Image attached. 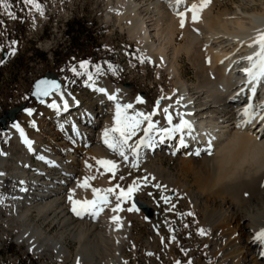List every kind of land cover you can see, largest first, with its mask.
I'll return each instance as SVG.
<instances>
[{"label": "bare ground", "instance_id": "obj_1", "mask_svg": "<svg viewBox=\"0 0 264 264\" xmlns=\"http://www.w3.org/2000/svg\"><path fill=\"white\" fill-rule=\"evenodd\" d=\"M167 1L109 0L106 14L107 22L126 30L145 56L160 67L158 71H165L175 81V88L160 103L158 111L139 102L141 99L136 98L134 102L125 99L127 91L121 86L95 81L89 83L94 85L95 92H103L101 88L106 92L95 102L79 100L78 95L62 86L40 102L45 105L41 116L45 115L48 123L40 125L37 119L41 116H36V131L50 132L53 126L43 127L55 123L57 130L64 135L69 133L74 148L66 145L67 140L52 137L53 134L49 138L54 146L49 147L43 139L46 135L31 136L23 127L19 126L18 130L6 126L7 137H14L16 145L8 153L0 154V173H3L0 175V206L8 209L7 229L15 233V244L35 258L54 259L65 264H126L124 250L132 239L133 225L122 211L112 210L117 205L112 195L108 194L110 202L100 205L102 210L96 216L82 211L81 204L76 205L81 215H76L72 209L73 201H93L105 195L103 190L111 188L103 185L97 176L85 181L87 164L79 160L77 154L82 153L90 164L100 159L115 161L123 170L122 165L127 162L104 143V133L117 127V105L125 109L132 104L131 109L122 112V122L125 116H135L138 112L147 115L149 109V114L155 111L154 116H157V126L150 133L152 146L142 145L138 156L130 157L132 162L153 157L148 169L153 181H161L169 190H186L187 185L181 184V179L167 169L161 159L169 156L177 160L180 155L184 156L177 173L186 171L187 176H192V185L197 189L196 200L208 211L209 231L215 228L217 232L223 227L231 230V235L238 240V243H226L219 256L221 264H229L232 257L237 258L232 264H264V240L256 239L264 231V120L261 119L264 116V86L258 88L251 104L250 112L255 114L251 123H245L249 117L244 115L251 94L243 92V87L249 84L243 71L250 67L246 57L257 49L249 45L264 32V6L261 10L250 11L238 5L233 11L224 5V0H212L202 12L199 23H193L188 12L185 26L181 28L178 12L193 3L199 4L200 0H182L180 4L176 0H169V4ZM178 38L184 43L176 47ZM182 57L196 69L197 83H189L184 77L179 64ZM109 96L116 99H109ZM53 104L56 107L50 106ZM165 107L172 116L171 124L165 118ZM68 112L72 119L56 120ZM182 120L191 124L190 132L184 129L167 135L162 131L171 130ZM205 123H208L205 128L197 129ZM114 134L110 132L111 136ZM181 139L187 147H181ZM197 151L199 155H195ZM35 159L41 162L39 172L33 167ZM10 161L13 162L11 167ZM13 182L19 183V188L3 196L2 190L5 186H9L7 189L14 186ZM93 189L101 191L94 195ZM137 205L142 211V208L149 210L139 201ZM217 213L216 225L211 220ZM114 217L119 221H114ZM53 228L56 232L51 234ZM214 237H209L210 245H216L218 240L226 242L221 233ZM68 243L75 245L74 254L67 247ZM243 251L247 257L240 255Z\"/></svg>", "mask_w": 264, "mask_h": 264}, {"label": "rangeland", "instance_id": "obj_2", "mask_svg": "<svg viewBox=\"0 0 264 264\" xmlns=\"http://www.w3.org/2000/svg\"><path fill=\"white\" fill-rule=\"evenodd\" d=\"M4 2L8 3L9 7L4 9L0 5V21L3 22L0 24V119L7 111L24 106V109L15 115L14 124L7 122V128L19 125L31 136L46 135L47 137L43 139L49 147L54 146L51 137L49 138L50 134H53L52 137L67 140L66 145L74 148V144L70 143L72 138L68 137L69 133L64 135L57 130L55 123L43 127L45 129L53 126L54 129L50 132L35 129L37 120L40 121V125L47 124L48 121L45 115L41 116L45 105L31 98L32 86L36 80L47 73L56 74L62 88L78 95L79 100L95 102L99 97L105 96V91L96 93L94 85H90V82H112L126 89L125 99L134 102L136 98H139L143 101L142 103L157 111L159 110L157 102L160 105L166 95L175 88L173 85L175 81L173 79L172 81L165 71H158L160 67L145 56L142 48L126 30L123 31L114 23L107 22L109 0H38L43 8V15L23 5L21 0H4ZM167 3L169 4V0ZM224 5H228L229 9L233 8V11L238 5L253 11L261 10L264 0H224ZM8 12H14L17 18L13 19ZM81 31L84 35L80 34ZM85 32L90 33L92 39L90 42L85 38ZM72 38H78V40H72ZM13 41L15 44L12 43ZM183 43L178 38L176 47ZM13 50L15 55H12ZM3 52L5 57L1 59ZM81 63L86 64V69L80 67ZM179 64L189 83H197V71L185 57L179 60ZM97 67L101 69V73L96 72ZM89 75L92 76L91 80ZM29 110L32 111V115H28ZM149 111L150 109L146 111L147 115ZM68 113L56 120L72 119L71 112ZM39 115L41 117L36 120V116ZM156 118L157 116L153 115L152 120L155 124ZM147 123L145 121L142 125L144 128H140L129 140V144L134 145L137 139L144 137ZM7 128L5 131L0 128V154L8 153L16 145L14 137H7ZM54 131L56 133H53ZM113 136L118 137L116 133ZM159 144L163 147L162 142ZM62 151L63 148H61ZM125 151L128 160L124 163L125 165H122L124 171H121L119 167L115 177L104 167H100L96 160L90 164L82 153L77 154L76 157L79 160L83 159L87 164L85 166L87 172L83 177L85 181H89L87 178L97 176L106 187L116 189V185H119L120 188L127 189L134 182L139 186L134 196L123 203L115 199V196L119 195L120 188L116 190L118 194L116 191L114 195L110 194L111 198L117 201L113 203H120L122 213L133 225L132 239L124 250L126 264H221L222 249L230 242L238 243V240H235L236 236L231 235V230L227 231L223 227L217 232L215 228L212 232L209 231L206 220L208 213L196 200L197 189L192 185L194 182L192 176H187L186 171L177 173L185 157L180 155L177 160H171L169 156L161 158L164 166L181 179V184L187 185L186 190L179 188L169 190L161 181L156 179L153 181L149 173L148 169L154 160L153 157H143L142 161L133 163L130 150ZM9 164L11 167L13 162L10 161ZM133 164L136 167L133 168ZM33 165L35 171L39 172L37 170L40 169L38 165H41V162L35 159ZM111 180L112 184H110ZM19 186V183H15L9 189H7L9 186H5L6 189L2 190L3 196L12 194L11 189L19 188ZM243 196L245 193L241 195L242 198ZM165 198L168 202H165ZM138 201L148 207L152 214L143 212L137 205ZM133 203L136 204L138 211L130 212L127 209L131 208ZM215 215L211 220L213 223L216 222L214 219L218 218V213L217 217ZM9 218L8 209L0 206V264H65L58 263L54 259L35 258L26 252L24 247L17 246L15 233L7 229ZM201 230L204 231V235L200 234ZM55 232L56 229L53 228L50 233ZM217 233H221L226 242L220 243L218 240L219 243L217 242L216 245H210L209 239ZM67 247L74 254L75 245L68 243ZM243 252L240 255L247 257ZM230 259H227V262ZM236 259L232 257L231 260L235 262ZM232 262L229 261V264Z\"/></svg>", "mask_w": 264, "mask_h": 264}, {"label": "snow or ice", "instance_id": "obj_3", "mask_svg": "<svg viewBox=\"0 0 264 264\" xmlns=\"http://www.w3.org/2000/svg\"><path fill=\"white\" fill-rule=\"evenodd\" d=\"M177 4L182 3V0H176ZM21 3L25 6H29L31 9H34L36 12H39L41 15H43V8L41 4L38 2V0H21ZM212 4V0H200L199 4L193 3L190 7L186 8L182 12H178V15L180 16V27L183 28L185 26L186 22V14L188 12L191 13V20L193 23H199L201 20V14L202 12L207 9L210 5ZM0 5L4 9H7L9 7V4L4 2V0H0ZM8 15L11 16L13 19H16V15L14 12H8ZM3 22L0 21V24ZM15 44V41L12 42ZM249 47H256L258 50L253 54L249 55L246 57V59L250 63V67L244 69L243 71L248 77V82L249 84H252L251 92L252 95H256L257 91V85L259 82L264 79V32H260L253 40V43L249 45ZM12 55H15V51L13 50ZM141 62L143 63V59H141ZM80 67L82 69H86V64L81 63ZM109 68L111 69V65H109ZM75 71V69H73ZM97 73H101V69L99 67L96 68ZM89 79H92V76L89 75ZM59 85L56 84L55 82H48V81H40L37 83L35 86V95L37 96H48L51 91H58L59 90ZM100 91H104L103 88L99 89ZM109 99H116L115 96H109ZM139 99V98H138ZM143 102V101H139ZM52 107H56L55 104L50 105ZM65 108H67V102H65L64 105ZM132 104H128L125 106V109H131ZM157 108H159V102H157ZM252 108V105L249 104L245 109H244V115L249 117L245 123H251L253 119H255V114L250 112V109ZM125 109H122L119 105H117V110H116V116H117V127L112 128L110 131L106 130L104 133V143L108 146L109 149H111L114 153H117L120 157L123 158L124 161L128 160V155H126V149L130 150L131 154L133 157H137L139 153L140 147L143 146H152V137L150 133L153 131V129L156 128V124L152 120V116L156 115V112L154 111L151 114H144L142 112L136 113L135 116H125L124 121H121V114ZM163 112L165 114V118L167 119L168 123H172V116L169 114V109L167 107L163 108ZM28 115H32V111H28ZM261 119L264 120V116H261ZM147 121V127L144 129V138H141L139 141H137L134 145L129 144V140L136 135L137 130L140 129L141 124ZM16 127L18 130L19 125H13ZM184 129H188L190 132L192 130L191 124H189L187 121H181L179 125L176 127L172 128L171 130L169 129H163L162 131L170 135L172 131L175 132H181ZM157 131H160L157 129ZM111 133H118L117 136H111ZM21 135L23 136V132L21 130ZM26 143L30 142L26 141ZM181 147H187L185 144L184 140L181 139L180 141ZM199 151L195 153V155H199ZM209 154H211V151L209 149ZM97 164L103 166L106 171L111 172L113 177H115L116 171L119 168V165L112 160H107V159H100L97 160ZM133 167H136L135 164L132 165ZM91 167V165H89ZM0 175H3V173H0ZM123 179V177H121ZM147 179V178H145ZM138 184L135 182L132 185H129L127 189L120 188L119 185H116V188H120L119 195L116 196V199L118 202L123 203L127 200H130L134 194L138 190ZM159 187V186H157ZM101 190L99 189H93L94 195ZM105 192L104 196H100L97 199L93 201H83L82 203L79 201H73V212L76 215H81L82 211L85 212H90L91 215L96 216L99 214V211L102 210L99 208L100 205H107L110 201L108 200V194H113L115 193L116 189L115 188H109L106 190H103ZM71 200V197H69ZM165 202H168V199L165 198ZM120 203H117L116 207L113 208L112 210L114 212L116 211H121ZM77 204H81L82 211H78L76 208ZM128 211H138L136 204L133 203L132 207L128 209ZM188 215H191V213H188ZM114 221L118 222L119 218L114 217ZM201 235H204V231H200ZM172 239L174 240L175 237L173 236ZM256 239L258 240H264V231H261ZM149 255H152L149 253Z\"/></svg>", "mask_w": 264, "mask_h": 264}, {"label": "water", "instance_id": "obj_4", "mask_svg": "<svg viewBox=\"0 0 264 264\" xmlns=\"http://www.w3.org/2000/svg\"><path fill=\"white\" fill-rule=\"evenodd\" d=\"M4 57H5V52L2 53L1 59H4ZM40 81L55 82L56 84H58L60 86L59 87V90L61 88L60 80H59V78H58V76L56 74H54V73H47V74H45L44 76H42L41 78H39L38 80H36L34 82L33 86H32L31 98H33L36 102L45 101L50 94H52L54 92H57V91H51L48 96H37V95H35V86ZM23 109H24V106L21 105L19 107H16V108H13V109L7 111L5 113V115L0 119V128L2 130H5L6 125H7V122H9L11 124L14 123L15 122V115L18 114V113H20ZM142 209H143V211L145 213L151 215V212L148 209H146V208H142Z\"/></svg>", "mask_w": 264, "mask_h": 264}, {"label": "trees", "instance_id": "obj_5", "mask_svg": "<svg viewBox=\"0 0 264 264\" xmlns=\"http://www.w3.org/2000/svg\"><path fill=\"white\" fill-rule=\"evenodd\" d=\"M82 33V31L80 32V34ZM86 34H85V38H87V41H89L90 42V40H92L91 38H90V33L89 32H85ZM83 34V33H82ZM84 35V34H83ZM84 37V36H83ZM73 39H77L78 40V38H72V40Z\"/></svg>", "mask_w": 264, "mask_h": 264}]
</instances>
